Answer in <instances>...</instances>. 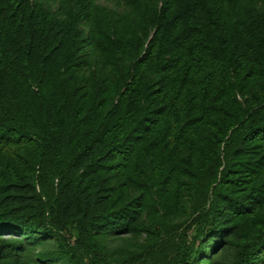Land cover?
<instances>
[{
    "label": "trees",
    "instance_id": "1",
    "mask_svg": "<svg viewBox=\"0 0 264 264\" xmlns=\"http://www.w3.org/2000/svg\"><path fill=\"white\" fill-rule=\"evenodd\" d=\"M0 264H264V0H0Z\"/></svg>",
    "mask_w": 264,
    "mask_h": 264
}]
</instances>
